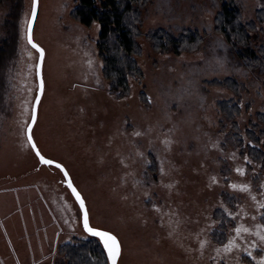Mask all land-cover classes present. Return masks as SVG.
I'll return each mask as SVG.
<instances>
[{"label": "rangeland", "instance_id": "1", "mask_svg": "<svg viewBox=\"0 0 264 264\" xmlns=\"http://www.w3.org/2000/svg\"><path fill=\"white\" fill-rule=\"evenodd\" d=\"M230 1L256 22L253 47L264 46V0ZM33 2H21L15 56L4 68L0 264H56L62 243L91 236L63 171L41 162L27 134L38 91L39 52L28 40ZM75 2L39 0L33 37L45 51V88L33 135L43 154L69 171L91 224L119 238L118 264H262L264 241L255 233L264 235V168L240 153L218 102L239 100L245 136L264 111V72L248 68L216 29L222 1L150 0L139 39L145 75L125 96L110 91L97 48L100 26L75 20ZM10 5L0 1V32ZM160 27L197 29L203 40L194 50L157 51L148 33ZM227 77L240 83L238 92L216 82ZM219 209L234 221L224 242L212 235ZM240 226L249 231L237 236ZM233 238L239 247L216 252Z\"/></svg>", "mask_w": 264, "mask_h": 264}, {"label": "trees", "instance_id": "2", "mask_svg": "<svg viewBox=\"0 0 264 264\" xmlns=\"http://www.w3.org/2000/svg\"><path fill=\"white\" fill-rule=\"evenodd\" d=\"M10 2V10L0 32V114L4 113L3 99L6 97V77L4 68L15 56L18 43V19L21 13L22 0H0ZM150 0H76L71 10L72 17L86 27L95 23L100 26L97 40L98 54L102 61V73L109 83L110 91L118 96L128 95L133 81H142L144 69L138 59L144 52L139 40L143 34V10ZM222 6L216 18V29L236 50V54L248 68L260 69L264 72V46L256 50L253 43V31L257 29L255 21L243 18L242 10L230 0H221ZM5 33V34H4ZM154 48L161 52L181 53L197 49L203 40L197 29L187 28L180 33L166 28H157L148 33ZM9 43L12 44L9 46ZM217 83L225 82L238 92L240 83L233 77ZM146 99V94L142 93ZM220 111L233 122L235 131L231 134L240 147L243 156H249L264 168V111H258L256 120L245 129V136L237 117L242 112L239 100L234 97L221 99L218 102ZM249 138V141H247ZM221 219L218 228L213 231V238L224 242L227 236L230 218L223 210L216 212ZM264 223V214L261 217ZM62 255L56 264H111L106 250L98 237L90 236L82 239L77 236L59 246Z\"/></svg>", "mask_w": 264, "mask_h": 264}, {"label": "snow or ice", "instance_id": "3", "mask_svg": "<svg viewBox=\"0 0 264 264\" xmlns=\"http://www.w3.org/2000/svg\"><path fill=\"white\" fill-rule=\"evenodd\" d=\"M35 3H36V0H34V7H33V12H32V20L35 19ZM28 40H29V43H32L31 21H29ZM33 47H37V45H35L33 43ZM135 135H140V133L137 132V133H135ZM29 140H31V136L30 135H29ZM165 143H168V142L165 141ZM33 147H35L34 144H33ZM37 155H39V151H37ZM40 159H41V162L45 163V164H53L54 163V161L47 160L43 156H40ZM56 167L61 168L63 170V166L60 165V164H56ZM161 171H163V169H161ZM237 172L243 174V170L242 169L238 168ZM65 175L67 176V172L66 171H65ZM212 180H213V182H215V177H213ZM68 184H69V187L72 188L73 193H75L76 198L79 200L81 206L83 207L84 201L80 197V194L72 186L70 180H69ZM232 187L235 189L238 186L237 185H232ZM239 190H241V191H249V187L247 185H240L239 186ZM253 199H255V197H253ZM261 207H264V205H261ZM233 218H235V217H233ZM83 226H84V228H85L87 233H89L93 237H98L99 238V240L102 242L103 248L107 252L108 258L111 260V264H116V261H117V258L119 256V252H120L119 241L117 240V238L113 234H111L110 232H106V231H102V230L90 227L89 226V219H88L87 210H85L84 215H83ZM261 227L264 228V226H261ZM234 231H235L237 236H240L241 231L248 232L249 229L246 228V227L240 226V227H237ZM255 235L259 236L261 241H264V235H261L259 231L256 232ZM85 239H87V237H85ZM206 243H207V241L201 242V248H203ZM234 247H239V245H237L235 243V239L233 238V239L229 240L228 243L225 244L222 249H216V252L218 254L221 251H223L225 253L231 252ZM245 251L248 253L249 256H251V252L248 251V249H245ZM262 264H264V261H262Z\"/></svg>", "mask_w": 264, "mask_h": 264}, {"label": "water", "instance_id": "4", "mask_svg": "<svg viewBox=\"0 0 264 264\" xmlns=\"http://www.w3.org/2000/svg\"><path fill=\"white\" fill-rule=\"evenodd\" d=\"M38 5H39V0H36V3H35V19H36V16H37ZM33 7H34V2H33ZM32 12H33V9H32ZM35 19L32 20V13H31L30 21H31V38H32V45H33V43H34L35 45H37L36 48H37V50H38V52H39V59H38V66H37L38 91H37V95H36V97H35L34 104H33L32 117H31V120H30V122H29V124H28V127H27V134H28V137H29V135L31 136V140H30V142H31L32 146H33V144L35 145V147H33V148H34L36 154H37V151H39V155H38L39 158H40V156H43V157H44L45 159H47V160H52V161H54L53 165L60 164V165L63 166V170H62L61 168H60V169L63 171L64 175H65V171L67 172V176L65 175V178H66V179H65V184L69 187L68 182H69V180H70L72 186L76 189V191L80 194V197H81V198L83 199V201H84V205H83V207H82L81 204H80V202H79V200L76 198L75 193H73L72 188L69 187L70 190L72 191V193L74 194L75 198L77 199V201H78L80 207H81V210H82V222H83V215H84V212H85V210H87V213H88V219H89V226H90V227L95 228V229H99V230H102V231L110 232V231H108V230H106V229H102V228H99V227L93 226V225L91 224L90 216H89V210H88V206H87V204H86V201H85L83 195L81 194V192L79 191V189L77 188V186L75 185V183H74V181H73V179H72V177H71L69 171L67 170V168L65 167V165H64L62 162H60V161H58V160H55V159H53V158H50V157L46 156L45 154H43V152L41 151L39 145L37 144V142H36V140H35V138H34V135H33V128H34L35 123H36V121H37L38 110H39V104H40V101H41V99H42V96H43V93H44V88H45V80H44V75H43V63H44L45 51H44V48H43L40 44H38V43L35 41L34 37H33V28H34ZM28 28H29V26H28ZM41 50H42V51H41ZM40 160H41V159H40ZM50 165H51V164H50ZM110 233L113 234V235L117 238V240L119 241L120 252H119V256H118L117 261H116V264H118V261H119L120 255H121V243H120L119 238H118L114 233H112V232H110ZM110 261H111V260H110Z\"/></svg>", "mask_w": 264, "mask_h": 264}, {"label": "crops", "instance_id": "5", "mask_svg": "<svg viewBox=\"0 0 264 264\" xmlns=\"http://www.w3.org/2000/svg\"><path fill=\"white\" fill-rule=\"evenodd\" d=\"M59 232H61V231H60V227H59V225L57 224V227L55 226V232H54L55 235H56V237H57V240H59V236H60V235H59ZM57 240H56V241H57Z\"/></svg>", "mask_w": 264, "mask_h": 264}]
</instances>
